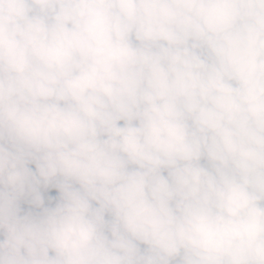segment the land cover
I'll list each match as a JSON object with an SVG mask.
<instances>
[{"label": "clouds", "instance_id": "clouds-1", "mask_svg": "<svg viewBox=\"0 0 264 264\" xmlns=\"http://www.w3.org/2000/svg\"><path fill=\"white\" fill-rule=\"evenodd\" d=\"M0 264H264V0H0Z\"/></svg>", "mask_w": 264, "mask_h": 264}]
</instances>
